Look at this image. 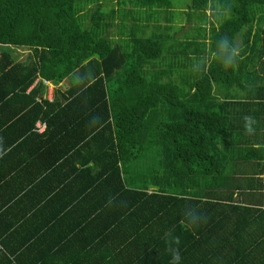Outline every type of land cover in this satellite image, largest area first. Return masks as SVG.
Instances as JSON below:
<instances>
[{
	"label": "trees",
	"instance_id": "obj_1",
	"mask_svg": "<svg viewBox=\"0 0 264 264\" xmlns=\"http://www.w3.org/2000/svg\"><path fill=\"white\" fill-rule=\"evenodd\" d=\"M175 6L0 0V108L29 110L31 128L45 126L40 138L66 140L63 165L82 182V196L69 195L62 215L53 200L55 213L37 228L42 257L26 259L20 244H10L0 264H169L175 237L181 264H264V203L244 197L263 179L235 177L237 168L260 166L264 149L244 130L228 138L220 125L229 106L257 98L264 110V0ZM179 12L206 27L209 57L201 34L177 38L178 28L192 31L177 24ZM132 15L138 25L127 47L117 35ZM145 27L158 34L138 33ZM225 35L238 52L229 67ZM19 47L31 51L22 61L14 56ZM222 88L245 95L222 99ZM185 212L198 214L197 223Z\"/></svg>",
	"mask_w": 264,
	"mask_h": 264
},
{
	"label": "crops",
	"instance_id": "obj_2",
	"mask_svg": "<svg viewBox=\"0 0 264 264\" xmlns=\"http://www.w3.org/2000/svg\"><path fill=\"white\" fill-rule=\"evenodd\" d=\"M210 12L209 9L208 14ZM185 26L187 30L193 27L189 24ZM244 95L237 88H222L219 92L222 99L240 98ZM47 96L52 99V88ZM258 102L254 98L243 107L229 106L230 110H225L220 125L223 130L227 128L228 138H234L244 130L249 136L248 139L253 141L254 147L260 146L264 149V110L255 105ZM17 111L14 107L0 108V250H5L6 247L11 249L10 244H20L18 254H24L26 259H36L42 257L41 246H35L39 235L37 228L44 230L47 226L46 220L51 219L55 213L53 200L61 206L59 208H62V215L69 208V195L76 197L75 199L82 196V182L71 179L70 172L74 170V166L63 165L64 157L60 154L66 148V140L40 138L38 135L46 130L45 126L38 129V121L31 128L34 113L25 117L24 112L29 110L22 109L16 113ZM245 116L255 119L251 134L245 131ZM78 167L80 165L77 163ZM237 169V179H245L251 175L263 179L261 189H247L244 197H259L264 203V159L260 161V166L249 168L248 171ZM67 185L70 186L69 191L65 188ZM31 188L34 190L28 192ZM33 240V248H27Z\"/></svg>",
	"mask_w": 264,
	"mask_h": 264
},
{
	"label": "rangeland",
	"instance_id": "obj_3",
	"mask_svg": "<svg viewBox=\"0 0 264 264\" xmlns=\"http://www.w3.org/2000/svg\"><path fill=\"white\" fill-rule=\"evenodd\" d=\"M172 1L175 2L176 6H178V8H181V9H183V8L185 9L186 8L185 6L190 2V0H172ZM129 3H130V0H129ZM90 7H92V6H90ZM107 8H108V12H109V6L108 5H107ZM104 10L107 11L106 8H104ZM140 13H141V15H140L141 21L145 22L146 24L149 23V18L147 15H145V12H140ZM109 17L111 19V16H109ZM176 22L180 27H183V25L187 24V22L183 18V15L181 12H179V14L177 15ZM136 24L138 25V22L133 17V15L129 16L128 19H126V21L124 22L123 30L120 29L118 32L117 39H119V41H123V43L126 44L127 47L132 46L131 41L129 40V35L133 30L136 32V30L134 29ZM192 25H193L192 31L182 32L178 28L179 32L177 34V38L179 40H183V39L189 38L191 36L194 37L195 34H201V37L205 38V39L203 38L204 39L203 41H205L206 44L208 45V50H206V51H207L208 57H209L211 54V51H210L209 43H207V37L205 36L206 27L204 26L205 28H202L201 27L202 24H200L198 22H194V23H192ZM138 33H141V35H144V36H154V35L158 34L157 30L152 28V27H148V28L145 27L143 32L139 31ZM113 40H116V39H113ZM28 54H31V51L28 47H19V48H16L14 56H15L16 60L22 61L27 57ZM67 82H68L67 80L64 81L60 87L63 88V86H68ZM51 88L53 89L52 84H51Z\"/></svg>",
	"mask_w": 264,
	"mask_h": 264
},
{
	"label": "clouds",
	"instance_id": "obj_4",
	"mask_svg": "<svg viewBox=\"0 0 264 264\" xmlns=\"http://www.w3.org/2000/svg\"><path fill=\"white\" fill-rule=\"evenodd\" d=\"M220 43L224 45V51L223 54L226 57L225 60H223V64L225 67L232 66L235 64L236 59L238 57L237 49L230 44V38L225 36H222L220 39ZM244 128L245 131L248 133H252L254 131L253 125L255 124L254 117L251 116H245L244 118ZM184 218L187 223L195 224L197 223L198 214H189L188 212L184 213ZM170 235V234H169ZM176 243L178 245L179 238L175 237L172 241H168L169 244V252L171 253L172 259L169 262V264H181V255L179 252L178 246L173 248L171 247V243Z\"/></svg>",
	"mask_w": 264,
	"mask_h": 264
},
{
	"label": "built area",
	"instance_id": "obj_5",
	"mask_svg": "<svg viewBox=\"0 0 264 264\" xmlns=\"http://www.w3.org/2000/svg\"><path fill=\"white\" fill-rule=\"evenodd\" d=\"M42 126H44L42 123L38 122V129H43Z\"/></svg>",
	"mask_w": 264,
	"mask_h": 264
},
{
	"label": "bare ground",
	"instance_id": "obj_6",
	"mask_svg": "<svg viewBox=\"0 0 264 264\" xmlns=\"http://www.w3.org/2000/svg\"><path fill=\"white\" fill-rule=\"evenodd\" d=\"M243 259V258H242Z\"/></svg>",
	"mask_w": 264,
	"mask_h": 264
}]
</instances>
